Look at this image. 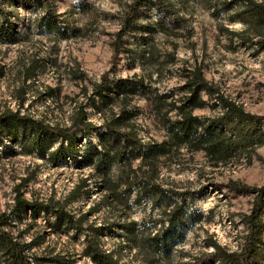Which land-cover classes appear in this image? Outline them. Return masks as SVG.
Segmentation results:
<instances>
[{
	"label": "rangeland",
	"instance_id": "rangeland-1",
	"mask_svg": "<svg viewBox=\"0 0 264 264\" xmlns=\"http://www.w3.org/2000/svg\"><path fill=\"white\" fill-rule=\"evenodd\" d=\"M5 1L0 14L15 23L17 42L0 38V114L20 111L67 127L85 106L88 119L99 127L61 162L51 153L67 143L51 137L43 150L28 154L23 143L30 129L21 124L3 128L0 214L10 216L12 235L30 244L32 263L95 264L87 255L89 241L121 264H196L212 252L211 241L240 253L254 198L234 191L231 183L264 186V145L215 165L204 152L167 144L166 154L152 160L151 167L137 159L115 164L106 176L96 163L88 165L87 157L94 148L103 151L106 124L122 117V128L135 129L144 143L167 142L168 120L176 116L171 105L195 66L224 95L264 118V27L247 23L245 0L150 3L139 23L154 31L131 28L118 56L113 47L133 0H52L67 34L44 30L41 7L20 2L10 7ZM159 3L162 11L154 6ZM126 81H143L149 94L123 98L119 87ZM204 100L197 116L221 112L214 99ZM260 128L264 131V120ZM153 185L164 193L154 194ZM17 191L65 211L84 231L68 230L55 211L14 213ZM174 204L182 218L169 234L174 236L170 248L158 254L150 239L166 232Z\"/></svg>",
	"mask_w": 264,
	"mask_h": 264
},
{
	"label": "trees",
	"instance_id": "trees-1",
	"mask_svg": "<svg viewBox=\"0 0 264 264\" xmlns=\"http://www.w3.org/2000/svg\"><path fill=\"white\" fill-rule=\"evenodd\" d=\"M161 0H133L129 6L128 13L123 21V28L120 31L118 40L113 47L115 56L121 54L123 38L131 28L152 33L154 30L148 25L140 24V17L143 9L153 2ZM25 4L28 6L36 5L44 11L40 18V23L44 25L47 32H57L67 34V29L63 31L62 16L54 8L52 0H9V6L13 3ZM6 3L0 0L1 5ZM244 14L247 23L255 22L264 27V4L255 0L244 1ZM159 10H163L159 4H154ZM15 9V8H14ZM16 10V9H15ZM166 10V9H165ZM164 12V11H163ZM0 38L5 39L11 44L17 42V32L15 23L11 19L0 14ZM264 49V41L260 43ZM187 81L183 87V94L172 103L171 111L176 112L174 120H168V141L163 145H151L144 143L137 131L131 128H122L121 119H112L107 124V132L102 137V152L94 147L92 156L87 157L88 165L96 163L95 168L106 176L111 168L118 163L132 162L141 160V165L151 167L152 160L166 154V146L186 147L194 152H204L215 164H225L231 162L242 155H251L255 150L264 145V131L260 128V123L264 120L262 116L249 113L242 105H239L218 88L212 85L205 78L201 68L195 66L187 75ZM123 98L133 96L142 92L143 96L149 94V89L143 81L138 83L123 82L119 87ZM118 94V95H121ZM204 96L215 100V107H219V114L201 118L195 114L197 109L206 106ZM162 96H156L159 100ZM108 98V97H107ZM125 114L126 111H123ZM23 125L32 132L23 143L24 151L31 154L45 148L48 138H58L68 146H61L57 151L51 153L55 161L61 162L68 156L77 152V145L83 138L90 139L95 131L99 129L95 123L88 119V112L85 106L77 109L72 124L67 127L51 126L41 120L22 115L20 111H7L0 114V136L3 135L5 125L14 127ZM81 136V137H80ZM95 157V158H94ZM231 188L238 193L253 195L252 213L246 218L248 235L242 251L231 252L215 241L208 243L207 247L212 249L208 255H204L196 261V264H264V186L248 187L238 183H231ZM144 188L141 187V190ZM146 189V188H145ZM154 194H163L164 191L157 185L152 186ZM51 203L31 201L25 199L20 191L15 197L14 213L36 214L45 211H55L58 216L64 217L68 230L83 232L82 226L78 225L74 218L57 210ZM183 212V217H184ZM180 208L173 205L167 213L169 227L162 233V236H155L150 239V245L158 254H166L170 248V242L174 236L176 224L181 220ZM183 223L186 221L183 219ZM10 216L0 214V256H3V264H33L30 256V244L17 240L8 227ZM162 237V238H160ZM87 255L95 264H121L114 255L103 250L94 241L88 242Z\"/></svg>",
	"mask_w": 264,
	"mask_h": 264
}]
</instances>
